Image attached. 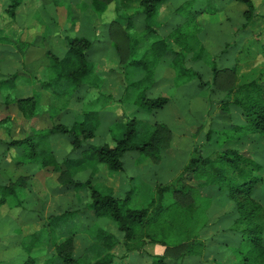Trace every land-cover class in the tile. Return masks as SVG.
<instances>
[{
    "label": "rangeland",
    "instance_id": "374dc122",
    "mask_svg": "<svg viewBox=\"0 0 264 264\" xmlns=\"http://www.w3.org/2000/svg\"><path fill=\"white\" fill-rule=\"evenodd\" d=\"M9 1L0 0V7H6L10 3ZM52 1H54V4L57 1L56 14L55 8L50 10L48 8L53 3ZM118 1L114 0L109 3L102 14H98L93 10L91 0H24L17 8L14 18L10 17L7 13H4L5 15L2 14L0 10V29L3 28L11 35V38L15 42L18 41L20 44L15 45L14 43L0 42V68L2 67V77L9 76L15 72L20 74L16 80L14 89L8 92L0 91V118L7 115L11 116V124H8L10 126L0 127V139L8 141V139L23 138L36 131L46 130L56 123L68 125L74 120L83 119L84 108L88 105L87 102L92 100L84 95V91H88V87L86 90H83L84 87L82 86L79 90L72 91L74 93L73 97L64 106L63 103L56 99L53 88L45 89L42 87L43 81L36 77V73L34 72L36 68L33 69L35 65L38 66L40 63H44L43 61L47 59L48 55L46 54L47 56L45 55L32 63L26 62L27 59H30L29 56L33 57L35 55L39 57L40 54L42 55L43 50H39L40 47L45 49L48 46L45 52L49 49L59 51L61 38L62 36L65 37L66 34H71L72 32L75 36H89V38L94 40V49L96 51L94 57L98 58V61L105 59L102 61V64H99L100 66H98L96 71V74L101 76L103 83L102 88L100 87V94L107 95L110 92L114 98L111 99L119 103V105L110 101L111 104L102 107V112L105 110L107 112L101 117L102 122L96 136L88 139L84 147L89 145L100 146L104 142L112 143L108 129L109 125L116 128L115 130L113 129L112 134L115 132V136H122V132L125 129L124 122L133 116L141 120V137L148 134L146 129L151 128L155 122H166L172 129L173 137L171 144L163 153L162 160L158 163H154L151 159H148L139 165L137 164L139 154L137 152H128L123 158L125 169L121 172L111 171L103 164L105 168L99 174L100 180L97 181L99 183H95L93 176L99 171L100 164L93 162H85L84 167L75 169L73 178L84 181L91 179L93 184L100 189L103 188V185L107 184L113 186L114 195L120 198H124L127 191L133 189L130 207L143 208L147 207L151 200L157 197V184H169L179 177L184 166L193 156L196 147L198 148V152L204 156L225 147L241 151L246 148L247 144H241L239 140H230L220 145L221 142H218L220 131L230 129L234 124H244L245 117L237 107L232 108L230 112H226L220 108L219 104L214 105V102L224 98L228 92L226 88L238 82L255 79L264 84V56L257 53L259 47L264 44V22L250 23L246 28L242 27V24L246 22L243 15L246 5L237 1V4H235V2H230L229 0H224V3L229 5L230 12L227 13V7L222 5L225 10L219 13L223 22L222 25L212 26L213 21L207 23V21L199 17L202 32L197 34L198 40L203 42L202 35L204 32H207L215 47L209 50L210 54L204 56L203 60L193 61L189 59L190 55H187L188 61L186 66L197 71L204 82L212 83V68L214 63L219 68L233 67L236 63H239V77L234 82L232 76H228V73H223L219 77L217 85L209 84L202 87L200 86L201 81L198 77H189L185 78L182 85L176 86L174 85L175 79L173 78L175 71L169 64V60L172 57L167 56L160 61L155 69L154 80L156 84L153 88L152 96L168 94L172 96V99L164 108L153 113H148L140 109L133 102L121 100V96L126 88L127 73L130 72L133 76L134 73L140 72L139 69L134 68L128 62L133 57H142L147 46L140 48L133 55L125 59L123 56L121 57L119 51L117 52L116 45L123 48V50H127L128 47V40L124 33V24L122 23L128 15L134 13L136 10L139 11L138 2L135 1L130 4L132 8L125 9L122 7L118 12L116 10V6L119 4ZM195 1V8L197 9H201V5L204 6V4L213 5V2L207 3V0ZM254 1L257 6L256 13L263 14L264 0ZM182 3L183 0H169L161 8L159 18L157 19V21L161 22L157 24L160 35L169 34L176 23L179 25L184 24V17L176 13V8ZM62 4L66 7L59 9L58 5ZM65 9L71 12L68 18ZM86 20L87 24L90 23L93 27L94 24L98 26V34L94 30H90V33L86 34L89 31V25L85 24V26H81V23ZM120 22L122 23L119 24ZM135 23L137 25L136 31L141 32L144 25V16L139 14ZM44 26L47 27L46 29L44 28L46 31L40 33V28ZM53 26L58 27L57 30L59 31L55 39L51 37L53 40L48 41L47 44L46 41L37 38V35L41 34L49 39L48 32L52 30ZM190 29L192 31L193 27ZM218 29L220 30L218 31ZM260 33L262 35L258 36ZM22 36L26 40H22ZM258 37L263 39V41H260ZM154 39V35H151L148 41L151 42ZM225 48L227 52H223ZM126 55H128L127 52ZM39 73L46 75L45 69H41ZM213 88L214 91H212ZM41 89L49 91L48 95L44 94V101L47 103L41 104L38 114L32 117L24 116L15 102H11L9 105L4 103V97L7 95H10L12 98H20L34 94L38 95V91L40 97L43 98L40 93ZM103 90L104 92H102ZM65 97L67 98L68 95ZM110 105H113L115 108L110 109L108 107ZM210 123L213 124L212 128L215 131L211 141L206 138V130L207 127H210ZM64 137L60 134L50 137L49 146L57 156L56 158L59 160L68 157L72 159L81 158L82 150L79 149L71 152L68 139ZM247 137L249 139L248 149L250 152L248 150L243 152L249 153L250 156L263 165V169L255 174L262 178V182L258 184L254 197L264 203V133L249 134ZM0 151H2L1 148ZM77 154H80V156H77ZM0 155L2 154L0 153ZM19 160L17 158L16 161L13 160L11 162L8 157L7 159L3 156L0 157V183L6 184L9 182V179H15L20 175L30 176V185L20 188L19 194L20 199L24 200L22 211H28V213L25 215H23L24 212L18 213L17 211L21 210L12 209L9 204L0 206V259H3L1 264H24V261L28 257L24 244L28 242L27 239L32 233L42 228L51 233V242H46L43 247H39L40 249L36 248L31 252V256L41 257L42 259L50 257L55 252L56 245L66 240L67 237L65 235L56 237V230L58 228L64 229L65 232L72 229L87 235L91 239L95 228L100 226L114 233L120 240H123V233L118 229L117 223L114 220L106 217H96L86 207V202L89 201L88 189L80 188L85 193L82 196L79 188H63L59 181L58 172L50 171L48 174H45L47 169L43 168L40 164L30 162L26 165H19ZM12 165L14 167L10 169ZM36 168L40 172L37 173V176L33 180L30 172ZM108 172L111 176H108ZM49 174L58 175L57 177L51 176L52 178H50ZM189 182L192 184L197 183L194 179ZM70 191L77 193L76 199L71 198L72 192ZM201 196L207 200L202 202L205 204L209 203L210 205L206 213L208 219L207 225L200 233L202 239L205 240L206 244L208 243V248L203 256H188V260H185L186 262H182V264H232L237 262L239 260L237 250L242 241V231L241 229H232L234 220L237 217L235 202L229 199L226 191L219 190L218 186L215 185L204 187ZM166 199L167 202L171 201L172 193L169 192ZM76 210H81V212H75ZM68 211H73L74 215L66 217L68 215L65 214L64 216L63 213H67ZM90 212L93 214V219ZM58 215L60 216L59 219L54 220L52 218V216ZM65 219H67L66 224L64 223ZM20 224L30 225L21 230ZM87 225L90 226L87 228ZM52 228H56V230L51 231ZM166 232L167 230L159 231L157 233L158 238L163 237ZM69 234L66 233V235ZM45 236L48 237L47 235ZM177 240L174 238L169 241L176 242ZM84 242L85 240H79L77 243H74L73 255L75 257L83 250ZM120 249L122 251L125 250L122 244L112 252L119 251ZM146 249L145 244L142 249L143 253L139 251L131 252L134 254L130 260L133 262L138 261L134 264H152L155 258L149 257L151 256L150 254L147 256L148 252ZM130 260L128 258H116V264H133Z\"/></svg>",
    "mask_w": 264,
    "mask_h": 264
},
{
    "label": "trees",
    "instance_id": "16d2710c",
    "mask_svg": "<svg viewBox=\"0 0 264 264\" xmlns=\"http://www.w3.org/2000/svg\"><path fill=\"white\" fill-rule=\"evenodd\" d=\"M112 1L114 0H92V8L96 13L102 14ZM135 1L138 2L139 11L136 10L128 15L123 23H119L124 24V33L128 40L127 50H123L116 43L115 45L124 59L142 47L147 46V49L142 57H133L128 62L140 72L134 73L133 76L130 72L127 73L126 88L121 96L122 101L133 102L148 113L164 108L171 101L172 96L168 94L152 96V92L156 84L155 69L160 61L167 56L172 57L170 66L175 71L173 76L175 84H173L176 86L182 85L185 78L189 77H198L201 87L209 84L217 85L218 79L223 73L232 76L234 82L239 77V63L233 67L223 68H219L214 63L212 83L204 82L197 71L186 66L189 55L190 60L198 61L210 54L204 43L198 40L197 34L202 32L199 17L207 23L218 21L221 18L219 13L225 10L222 5L215 0H207V3L213 2V5L204 4V6L201 5L203 9H197L195 0H183V3L176 8V13L184 17V24L176 23V27L174 26L168 36L164 37L160 35L159 28H157V24L161 23L157 19L161 8L169 0H119L116 10L119 12L122 7L130 9L132 8L130 4ZM235 1L246 5L243 11L246 22L242 27L246 28L250 23L264 22V13H256L257 6L254 0ZM23 2L24 0H10L8 7L4 10L5 13L14 18L17 8ZM139 14L144 16L141 32L136 31L135 23ZM191 27H193L192 31ZM151 35H154L155 39L150 42L148 40ZM261 35L262 33L258 36ZM65 38L68 49L63 57L51 50L46 51L50 59V77L49 80L42 82L43 88H53L56 99L64 106L73 97L72 91H77L84 85H87L88 89L100 90L102 83L101 76L97 75L95 71L94 63L98 58L94 57V53H96L94 41L83 36H75L72 32L66 34ZM258 39L263 41L260 37ZM0 42H14L3 28L0 29ZM225 50L226 48L223 52H227ZM257 51L258 54L264 56V44ZM240 52L242 51L240 50ZM2 75L0 68V91L8 92L14 89L20 74L15 72L9 76L2 77ZM226 89L228 90L227 95L216 100L214 105L219 104L220 108L226 112H230L234 107L239 108L245 117V123L234 124L230 129L220 131L218 142H221L220 145H222L230 140H239L241 144H247L246 148L241 151L225 147L204 156L198 152L196 147L193 156L184 166L179 177L169 184H157V197L143 208L130 207L133 189L127 191L124 198L116 197L112 191L107 189L105 191L95 186L91 179L86 181L74 179L73 173L75 169L84 167L85 162L104 164L111 171L121 172L125 169L123 158L128 152L139 154L137 159L139 165L148 159L154 163L160 162L173 137L172 129L166 122H155L151 128H145L148 134L141 137V120L133 116L124 122L125 129L122 136H115V132L112 134L113 129L116 128L109 125L112 143L104 142L100 146L84 147L88 139L96 136L102 122L101 117L107 112V110L102 112L105 101L100 94L97 98L87 102L88 105L84 108L82 120H74L68 125L56 123L46 130L36 131L23 138H13L9 141L0 139L2 150L0 153L16 156L20 159L19 165H26L30 162L38 163L47 169L46 173L58 172L63 188L88 189L89 201L86 202V207L96 217L114 220L118 229L123 233V240H120L104 228H98L94 235L96 250L91 249V254L89 253L84 258H75L73 255L74 237L78 232L72 229L65 232L64 229L52 228L51 231L56 230V237L65 235L67 238L64 242L56 245L55 252L50 257L42 259L31 256L34 249L43 247L46 242H51V233L42 228L32 233L27 239L28 242L24 244V249L28 253L24 264H116L117 255L112 251L120 244L125 248L124 253L120 256L121 259H127L133 251L143 253L142 249L147 243H158L165 246L164 254L155 255L152 264H182L188 256L201 257L208 248L200 234L208 222L206 213L210 205L203 203L202 201L206 198L201 196L202 189L208 185H215L219 190L226 191L229 199L236 204L237 217L232 229H241L242 241L237 250L239 260L232 264H264V203L254 197L258 184L262 182V178L255 174L263 169V165L249 153L243 152L245 150L250 152L247 135L264 133V84L252 79L238 82ZM66 95H68L67 98ZM39 99V93L20 98H12L7 95L4 98V103L9 105L11 102H15L24 116L32 117L40 110ZM8 124H11L10 115L0 118V127L10 126ZM212 127L213 124L210 123V127H207L206 130V138L209 141L215 134ZM56 134L63 135L68 139L71 152L82 150L81 158L68 157L63 162H59L49 146L50 137ZM193 179L197 183L189 182ZM29 180L30 176L20 175L15 179H9L6 184L0 183V206L9 204L12 209L22 211L24 200L19 197L20 188L30 185ZM169 192L172 193V199L167 202L166 196ZM75 212H81V210ZM63 214L70 217V215H74V212L68 211ZM52 218L55 220L60 216H52ZM68 219L70 220V218ZM66 222L67 219L64 220L65 224ZM166 230L163 237L158 238L157 233ZM66 233L70 234L66 235ZM174 238L179 241H169ZM91 256L93 258H90Z\"/></svg>",
    "mask_w": 264,
    "mask_h": 264
},
{
    "label": "crops",
    "instance_id": "0c3cea01",
    "mask_svg": "<svg viewBox=\"0 0 264 264\" xmlns=\"http://www.w3.org/2000/svg\"><path fill=\"white\" fill-rule=\"evenodd\" d=\"M220 5H223V6H225V7H227V13H229L230 12V8L228 7L229 5L228 4H226V3H224V0H216ZM230 2L231 1H233V2H235V4H237L236 3V1H234V0H229ZM10 2V1H9ZM53 3H51V5L48 7L49 8V10L50 9H53V8H55V14H56V8H57V3H56V1H55V4H54V1H52ZM8 5H9V3L7 4V6L6 7H8ZM6 7H4L3 8V6H1L0 7V10H1V13L2 14H4L5 13V8ZM58 7H59V9H63L64 7H66V6H64L63 4L62 5H58ZM91 7H92V0H91ZM65 13H66V15H67V18L71 15V12L69 11V10H66L65 9ZM75 14V13H74ZM1 15V14H0ZM5 15V14H4ZM74 16H76V15H74ZM230 16V15H229ZM73 17V16H72ZM89 21H91V20H89ZM211 23V22H210ZM222 20H221V18L218 20V21H216V22H213V24H212V26H217V25H219V24H221L222 25ZM85 24H87V20L85 21V22H82L81 23V26H85ZM87 25H89L88 26V29H89V31L88 32H86V34H88V33H90V30H94L95 31V33L96 34H98L99 32H97V30H98V26L96 25V24H94V27L89 23V24H87ZM243 25V24H242ZM92 26V27H91ZM44 28L46 29L47 27L46 26H44V27H41L40 28V33H43L44 31H46V30H44ZM57 28L58 27H52V30H50V32H48V37H49V39H47L45 36H43V35H41V34H39V35H37V38L38 39H40L41 38V40L42 41H46V43L48 44V41H50V40H53V39H55V36H57L58 34H59V31L57 30ZM220 29H218V31H219ZM7 32V31H6ZM168 35V34H167ZM167 35H162V36H164V37H166ZM11 36V35H10ZM203 37H202V40H203V43H204V45H205V47H206V49L209 51V50H212L214 47H215V44H214V42H212V40L210 39V35H209V33H207V32H204L203 33V35H202ZM53 39H52V38ZM83 37H86V35H83ZM92 37V36H91ZM86 38H89V36H87ZM90 40H92V41H94L93 39H91V38H89ZM110 39H111V37H110ZM22 40H26V39H24L23 38V36H22ZM15 45H20L19 44V42L18 41H14L13 42ZM39 45V44H38ZM37 45V46H38ZM127 45H128V43H127ZM14 46V45H13ZM59 46H60V48H59V51L58 50H53V49H49V50H51V51H53V52H55L57 55H59L60 57H63L65 54H66V51H67V49H68V43H67V40H66V38L64 37V36H62V38H61V42H60V44H59ZM48 47V46H47ZM46 47V48H47ZM217 47V46H216ZM45 48V49H46ZM113 48H114V46H113ZM45 49H43V47H40V49L39 50H43L42 51V55L40 54V56L39 57H36L35 55H33V57L32 56H29V58L30 59H27V62L26 63H32V62H35V60L36 61H38L41 57H44L45 55H46V52H45ZM48 49V48H47ZM115 50H117V49H115ZM221 50V49H220ZM117 52H118V50H117ZM21 55H22V53H21ZM22 56H24V55H22ZM47 56V55H46ZM48 59V60H47ZM47 59H45L43 62L44 63H40L38 66L37 65H35V67H33V69L34 68H36V70L34 71L35 73H36V77H38V78H40V80H42V81H47V80H49V77H50V70H49V66H50V59L47 57ZM105 59H100L99 61L96 59L95 61V65H96V70L95 71H97V68H98V66H100L99 64H102V61H104ZM170 61H171V59L169 60V64H170ZM104 64V63H103ZM45 69V72H46V75H42V73L40 74L39 73V71L41 70V69ZM1 70H2V67H1ZM98 75V74H97ZM174 75V74H173ZM41 81V82H42ZM126 84V83H125ZM16 86V85H15ZM102 86H103V83H101V88H102ZM84 88H83V90H86V88L88 87L87 85H84L83 86ZM46 92V93H45ZM48 90H44V89H41L40 90V93H41V95L43 96V98H41L40 97V104H46L47 102H45L44 100H45V98H44V94H47L48 95ZM85 93H84V95L85 96H87V97H89V98H91L92 100H93V98L95 99L97 96H99V94H100V92H101V90H98V89H96V88H89L88 89V91H84ZM102 92H104V90L102 91ZM38 93H39V91H38ZM51 95H52V93H51ZM28 96H32V95H28ZM102 96H103V98H104V101H105V105L104 106H107V105H109V104H111V102L112 103H114V104H118L119 105V103H117V102H115V101H113L111 98H113L112 97V95L110 94V92H108V94L107 95H103L102 94ZM108 96H110V97H108ZM26 97V96H25ZM5 98V97H4ZM43 99V100H42ZM114 99V98H113ZM111 101V102H110ZM49 104V103H48ZM121 105V104H120ZM108 107H110V109H114L115 107L113 106V105H110V106H108ZM37 129H39L38 127H37ZM36 129V130H37ZM4 140V139H3ZM9 140H11V139H8V141ZM69 149H70V147H69ZM1 156H3V157H6V159H7V157L9 158V160L12 162L13 160L14 161H16L17 160V157L16 156H14V155H12V154H9V153H4V154H2ZM0 156V157H1ZM77 156H80V154H77ZM82 156V155H81ZM57 157V156H56ZM58 159V158H57ZM64 159V158H63ZM62 159V160H63ZM62 160H59L58 159V161H62ZM14 166L12 165V166H10V169L11 168H13ZM104 166H103V164H100L99 165V168H98V172L93 176V180L95 181V183H99V182H97V181H99L100 180V177H99V174H100V172H102V171H104ZM38 172H40V171H38V169L36 168L34 171H32V172H30V174H31V176L33 177V180L35 179V176H37V173ZM49 173V172H48ZM48 173H46V171H45V174H48ZM29 174V175H30ZM59 174V173H58ZM58 174H49V177L50 178H52V177H57V175ZM52 176V177H51ZM108 176H111L110 175V173L108 172ZM9 179V178H8ZM75 179V178H74ZM111 179V178H110ZM33 180H32V186H33ZM78 180V179H77ZM79 181H84V180H79ZM102 190H105L106 191V189L107 190H110V191H112L113 192V190L112 189H114V187L113 186H110V185H103V188H101ZM80 191V193L82 194V196L83 195H85V193L83 192V191H81V189L79 190ZM70 192H72L71 193V198H75L76 199V195H77V193L75 192V191H70ZM113 194H114V192H113ZM117 197V196H116ZM24 211H21V213H23ZM28 213V211H25L24 212V214L23 215H25V214H27ZM90 214H91V217H92V219H93V214L90 212ZM84 219V218H83ZM21 225V230L22 229H25L24 227H28V225H30V224H27V225H22V224H20ZM90 225H87V228L89 227ZM98 228H103V227H96L95 228V233H96V231L98 230ZM105 229V228H104ZM106 231H109V230H107V229H105ZM92 233V237H91V239H89V237L87 236V235H85V234H82V233H79L78 232V234H80V235H78V234H76V235H78L77 237H76V235H75V237H76V239H75V237H74V243H77V241H79V240H85V242L83 243V250L78 254V255H76V257H75V255H74V257L75 258H80V257H82V258H84V256H88V254L90 253V250L91 249H94V250H96V245H95V243H94V235H95V233ZM110 232V231H109ZM204 232V231H203ZM112 233V232H111ZM114 234V233H113ZM115 235V234H114ZM85 238V239H84ZM208 244V243H207ZM225 245H227V244H225ZM146 251L148 252V255L147 256H149V254L151 255V256H149V257H154L155 255H160V254H162L163 252H164V250H165V247L164 246H162V245H160V244H158V243H147L146 244ZM38 249H40V248H38ZM43 249V248H42ZM124 253V251H122L121 249L119 250V251H114V254H116L117 255V258H120V256L122 255ZM91 254V253H90ZM134 253H130V255H129V257H128V259L130 260V258H131V256L133 255ZM81 255V256H80ZM90 258H93V256H91ZM188 258L189 257H186L185 259H184V261L183 262H186L185 260H188ZM131 261V260H130ZM1 262H3V259H0V264H1ZM138 261L136 260V261H131V263H137ZM150 262H151V259H150Z\"/></svg>",
    "mask_w": 264,
    "mask_h": 264
}]
</instances>
